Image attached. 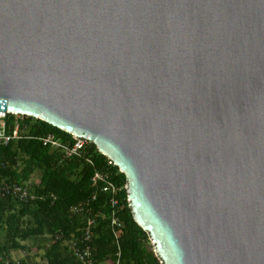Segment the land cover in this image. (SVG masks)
Returning <instances> with one entry per match:
<instances>
[{
    "label": "water",
    "instance_id": "95a60500",
    "mask_svg": "<svg viewBox=\"0 0 264 264\" xmlns=\"http://www.w3.org/2000/svg\"><path fill=\"white\" fill-rule=\"evenodd\" d=\"M0 111L93 143L162 264H264V0H0Z\"/></svg>",
    "mask_w": 264,
    "mask_h": 264
},
{
    "label": "trees",
    "instance_id": "16d2710c",
    "mask_svg": "<svg viewBox=\"0 0 264 264\" xmlns=\"http://www.w3.org/2000/svg\"><path fill=\"white\" fill-rule=\"evenodd\" d=\"M21 128L24 132L20 139L0 144V183L23 186L36 198L22 202L0 196V264H29L28 255L12 261L11 253L33 248L42 250L44 264L73 263L68 243L81 236L89 219L94 220L91 252L95 264H114L117 247L108 226L107 194L91 182L93 173L102 171L109 172L111 181L122 187L118 264H162L153 253L147 233L132 218L125 176L116 166L107 165V158L93 143L81 151V157L63 158L61 152L42 145L36 137L53 134L68 140L71 135L31 117L25 118ZM93 196L90 211L72 212L73 207Z\"/></svg>",
    "mask_w": 264,
    "mask_h": 264
},
{
    "label": "built area",
    "instance_id": "2783aa9c",
    "mask_svg": "<svg viewBox=\"0 0 264 264\" xmlns=\"http://www.w3.org/2000/svg\"><path fill=\"white\" fill-rule=\"evenodd\" d=\"M26 117L27 116L24 115L0 111V144L6 145L7 143L18 140L23 136L24 131L22 130L21 125L23 121H25ZM36 139L40 141L42 145L50 146L51 148L61 152L63 158L71 156L81 157L83 155L81 151L86 150L91 143L87 139L77 138L74 136H71V139L68 140H61L53 134L39 136L36 137ZM85 160L87 163L91 164V160L89 158H86ZM107 165L115 166L109 159H107ZM91 182L93 186L107 194L105 203L108 208V226L113 241L117 247V259L114 264H118V258L120 255L118 231L121 227L118 215L120 209L119 193L121 192L122 187H119L115 182L111 181V175L107 171L94 172L91 176ZM0 196L11 197L22 202L31 201L36 198V195L30 193L27 188L17 184L6 183H0ZM94 200L95 196L91 199L85 200L82 204L73 207L72 212L74 214H78L90 211V206ZM98 214H95L94 216H97ZM93 226L94 220L89 219L81 236L68 243V251L72 256L73 263L67 264H95L91 252Z\"/></svg>",
    "mask_w": 264,
    "mask_h": 264
},
{
    "label": "rangeland",
    "instance_id": "374dc122",
    "mask_svg": "<svg viewBox=\"0 0 264 264\" xmlns=\"http://www.w3.org/2000/svg\"><path fill=\"white\" fill-rule=\"evenodd\" d=\"M36 180V178H34ZM1 237V235H0ZM40 245V244H39ZM29 256L31 261L29 264H44V259L42 258V250H39L37 248L31 249L30 252H25V251H13L11 253V260L12 261H18L20 259H23L26 256Z\"/></svg>",
    "mask_w": 264,
    "mask_h": 264
}]
</instances>
